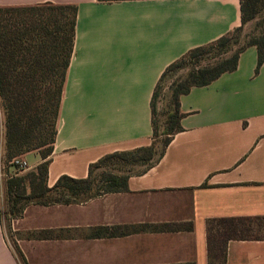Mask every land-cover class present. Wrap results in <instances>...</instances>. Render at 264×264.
I'll return each instance as SVG.
<instances>
[{
    "label": "crops",
    "instance_id": "1",
    "mask_svg": "<svg viewBox=\"0 0 264 264\" xmlns=\"http://www.w3.org/2000/svg\"><path fill=\"white\" fill-rule=\"evenodd\" d=\"M76 9L46 186L84 179L102 157L149 147L152 95L188 51L241 24L240 0H0ZM245 47L236 68L178 98L180 129L122 191L77 203H28L0 223V264H208L206 224L264 219V60ZM0 107V209L6 184L35 172L38 151L9 165ZM169 226L170 228H164ZM163 227V228H162ZM225 264H264V239L229 240Z\"/></svg>",
    "mask_w": 264,
    "mask_h": 264
},
{
    "label": "trees",
    "instance_id": "2",
    "mask_svg": "<svg viewBox=\"0 0 264 264\" xmlns=\"http://www.w3.org/2000/svg\"><path fill=\"white\" fill-rule=\"evenodd\" d=\"M110 3L121 0H98ZM248 0H240L241 24L247 21ZM19 10L21 18L2 13ZM76 9L71 5L42 3L23 7H0V107L4 114L5 151L8 159L29 151H38L43 162L35 172L11 178L6 184V211L0 209V223L5 215L16 217L28 203L49 205L54 203H77L103 193L122 191L127 178L136 173L132 167H147L157 161L171 136L179 131L178 98L193 86L206 85L221 74L236 68L239 53L247 46L257 50V66L264 60V33L259 41L238 48L225 57L229 47L225 45L228 35L199 48L188 51L174 61L161 74L152 95L153 142L129 152L114 153L91 164L84 179L60 177L56 183L46 186L47 156L55 137V124L60 103L65 71L72 51ZM220 46L215 56L206 64H196L187 74V81L172 82L171 104L174 113L168 116L163 130L158 133L155 120V99L160 83L188 58L199 51ZM107 167L114 170L95 184L94 170ZM26 190H29L27 192ZM45 197L44 199H42ZM27 199L21 206L19 203ZM37 199V200H32ZM32 200V201H31ZM163 228V227H162ZM164 228H170L164 226ZM264 239V219H226L206 224L208 264H225L226 245L229 240ZM20 262L25 264L20 254Z\"/></svg>",
    "mask_w": 264,
    "mask_h": 264
},
{
    "label": "rangeland",
    "instance_id": "3",
    "mask_svg": "<svg viewBox=\"0 0 264 264\" xmlns=\"http://www.w3.org/2000/svg\"><path fill=\"white\" fill-rule=\"evenodd\" d=\"M248 12H247V21L238 31H232L228 35V41L225 43L229 47V51L225 57L232 55L238 48L245 46L249 43L259 41L262 33H264V0H248ZM21 12L19 10L11 11L10 13L3 12L2 15L4 18L9 16L16 19L21 18ZM220 46H215L214 48H206L202 51H199L194 58H188L181 67L174 69L170 72L166 78L160 83V87L155 99V120L157 122L158 133H161L163 130V125L168 119V116L173 114V106L171 104V90L170 87L172 82L180 80V84L186 82L188 71L195 66L196 64H206L211 61V57L215 56L218 52ZM197 62V63H196ZM196 63V64H195ZM139 167H132V170H136ZM114 172V170L107 167H101L97 170H94L92 178L95 184H100L102 180L108 175V173ZM29 192V190H26ZM43 197L42 199H44ZM37 200V199H32ZM31 200V201H32ZM29 200L23 199L19 206L24 204Z\"/></svg>",
    "mask_w": 264,
    "mask_h": 264
},
{
    "label": "built area",
    "instance_id": "4",
    "mask_svg": "<svg viewBox=\"0 0 264 264\" xmlns=\"http://www.w3.org/2000/svg\"><path fill=\"white\" fill-rule=\"evenodd\" d=\"M9 165L15 168L24 169L27 167V164L24 160L20 159L19 157L12 158L9 161Z\"/></svg>",
    "mask_w": 264,
    "mask_h": 264
}]
</instances>
